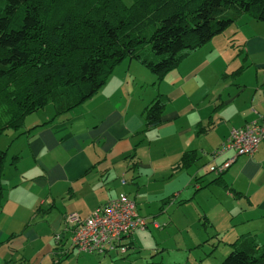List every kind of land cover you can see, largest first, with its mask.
<instances>
[{
    "label": "crops",
    "instance_id": "0c3cea01",
    "mask_svg": "<svg viewBox=\"0 0 264 264\" xmlns=\"http://www.w3.org/2000/svg\"><path fill=\"white\" fill-rule=\"evenodd\" d=\"M240 18L226 37L215 35L159 80L125 59L70 115L38 127L53 115L36 120L24 129L33 130L8 141L0 264H120L129 249L83 252L71 245L74 227L119 194L150 210L149 219L151 209L192 204L206 222L214 214L204 204L214 210L221 201L234 212L231 220L242 214L233 239L264 234V139L253 155L216 153L232 127L264 117V21ZM158 97L162 122L146 127L145 109ZM186 152L194 154L191 164L176 167ZM229 160L220 173L210 169ZM124 242L134 245L129 235Z\"/></svg>",
    "mask_w": 264,
    "mask_h": 264
},
{
    "label": "trees",
    "instance_id": "16d2710c",
    "mask_svg": "<svg viewBox=\"0 0 264 264\" xmlns=\"http://www.w3.org/2000/svg\"><path fill=\"white\" fill-rule=\"evenodd\" d=\"M244 14L264 21V0H0V137L49 103L54 114L37 127L78 107L125 59H136L161 79ZM146 45L156 60L147 58ZM164 106L158 97L146 107V127L162 122ZM193 158L184 153L176 167ZM7 160L5 147L0 210ZM125 238L127 251L132 242ZM230 245L219 264H264V242L256 235L241 234Z\"/></svg>",
    "mask_w": 264,
    "mask_h": 264
},
{
    "label": "rangeland",
    "instance_id": "374dc122",
    "mask_svg": "<svg viewBox=\"0 0 264 264\" xmlns=\"http://www.w3.org/2000/svg\"><path fill=\"white\" fill-rule=\"evenodd\" d=\"M123 1L127 5L131 2V0ZM230 27L218 34L221 35L218 37H222V35L226 37ZM227 40L229 43V38ZM150 49V46L146 45L143 52L149 60L151 57L156 60V55ZM70 111L58 116L70 115ZM53 114L54 108L51 103L29 114L24 118L22 127L18 130L9 129L1 135L0 149H5L8 141L17 132H21L26 127L33 125L36 120L42 122ZM235 200L239 201V199ZM227 201L229 200L226 198V203ZM192 206V204L186 206L185 210L180 206H171L167 207V211L164 212H157V210L151 209L154 212V218L149 219L144 216L150 210L138 205L136 212H139L138 214L145 218L146 228L144 230H135L129 235L132 237L134 245L128 248L129 251L118 259L120 264H219L231 251L230 243L234 240L232 236L235 235L234 232H239L241 226V223L234 224L241 220L242 214L239 212L231 220V215L234 212L226 211L222 207L223 202L217 203L215 200L214 210L210 209L209 205L204 204L206 210H212L214 214L213 216L208 213L210 220L204 222L203 219L199 221L196 209ZM217 211H221V213L217 215ZM170 218L173 221H170ZM154 223H157L158 226H154ZM244 223H247V221ZM258 240L264 242L263 233L259 235Z\"/></svg>",
    "mask_w": 264,
    "mask_h": 264
},
{
    "label": "built area",
    "instance_id": "2783aa9c",
    "mask_svg": "<svg viewBox=\"0 0 264 264\" xmlns=\"http://www.w3.org/2000/svg\"><path fill=\"white\" fill-rule=\"evenodd\" d=\"M262 139L264 117L260 122L251 121L240 127H232L227 139L216 153L234 150L238 155H253ZM229 165L230 160L218 166H211L210 169L221 172ZM68 219L79 221L74 214H70ZM145 227L146 221L136 212L135 202L126 194H119L82 219L74 228L71 241L78 251L124 253L126 246L121 243L123 238Z\"/></svg>",
    "mask_w": 264,
    "mask_h": 264
}]
</instances>
